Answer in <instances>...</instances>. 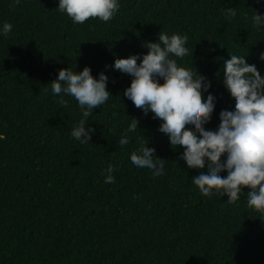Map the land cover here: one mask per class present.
<instances>
[{
    "label": "trees",
    "instance_id": "16d2710c",
    "mask_svg": "<svg viewBox=\"0 0 264 264\" xmlns=\"http://www.w3.org/2000/svg\"><path fill=\"white\" fill-rule=\"evenodd\" d=\"M119 2L108 22L73 24L55 10L58 0H0V25L13 26L0 37V264H264V213L247 206L250 189L234 203L202 196L191 179L207 169L183 164L160 121L123 96L132 77L110 67L147 54L160 31L187 35L188 55L172 58L211 81L216 106L204 127L215 130L235 104L223 60L244 56L264 76V27L252 19L264 16V0ZM85 66L94 78L104 72L110 97L93 109L91 140L80 144L70 137L82 118L77 102L64 96L60 107L50 83L59 69ZM133 118L138 129L121 146ZM141 142L165 160L163 175L132 165ZM109 164L115 180L106 184Z\"/></svg>",
    "mask_w": 264,
    "mask_h": 264
},
{
    "label": "clouds",
    "instance_id": "9594fccd",
    "mask_svg": "<svg viewBox=\"0 0 264 264\" xmlns=\"http://www.w3.org/2000/svg\"><path fill=\"white\" fill-rule=\"evenodd\" d=\"M13 2L19 4L20 0ZM119 7V0H58L55 10L66 14L73 24H83L91 18L108 22ZM223 12L226 19L236 15L234 8ZM252 19L257 27H264V16L255 12ZM12 28V24L4 22L0 25V37L7 38ZM157 35L158 42L145 43L147 54L114 58L112 70L132 77L123 96L144 115L151 113L153 119L160 121L157 130L167 136L171 148L178 146L183 151L180 159L188 169H207L206 173L200 171L191 179L202 196L211 198L220 193L228 197L227 203H234L247 187L250 189L247 206L264 213V76L255 64H247L244 56L229 55V59L223 60V86L235 101L234 109L221 110L216 129L205 130L204 125L209 123L216 106V97L210 91L211 81L179 66L172 58L188 55L187 35L169 36L163 31ZM259 60L264 62V52L259 54ZM107 82L104 72L94 78L91 69L85 66L79 73L70 68L59 69L56 79L50 83L51 93L60 97L57 101L60 107H68L64 96L77 102L82 118L72 128L70 137L80 144H89L91 140L94 130L85 125L93 109L104 105L110 97ZM137 129L138 121L133 118L119 144L127 145V134ZM2 139L4 136L0 133ZM147 143L141 142L130 153V162L137 168L151 170L153 176H161L165 160L155 157V149L147 147ZM113 171L109 164L104 183L114 182ZM222 172L227 175L222 177Z\"/></svg>",
    "mask_w": 264,
    "mask_h": 264
}]
</instances>
